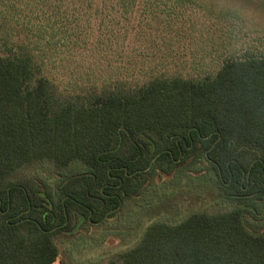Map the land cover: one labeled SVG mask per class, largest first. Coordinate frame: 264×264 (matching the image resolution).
<instances>
[{"label": "trees", "instance_id": "16d2710c", "mask_svg": "<svg viewBox=\"0 0 264 264\" xmlns=\"http://www.w3.org/2000/svg\"><path fill=\"white\" fill-rule=\"evenodd\" d=\"M106 1L67 0V44L84 47L96 20L97 46L108 47L106 28L120 21L112 12L127 19L129 5ZM39 24L23 18L26 36L40 35ZM25 43L0 54V264H67L57 262V237L182 173L210 182L231 207L154 221L106 264H264V51L244 49L199 79L75 88L51 79ZM41 164L57 175L53 185L19 176Z\"/></svg>", "mask_w": 264, "mask_h": 264}, {"label": "rangeland", "instance_id": "374dc122", "mask_svg": "<svg viewBox=\"0 0 264 264\" xmlns=\"http://www.w3.org/2000/svg\"><path fill=\"white\" fill-rule=\"evenodd\" d=\"M213 1L127 0V19L112 12L120 21L106 28L108 47L97 46L95 37L102 29L96 20L87 30L89 42L76 47L67 44L65 36L67 0H18L17 8L0 6V54L25 40V46L42 56L45 73L61 87L70 84L75 88H98L109 81L135 84L150 76L171 73L199 79L244 49L264 51V0ZM92 2L94 8L108 5L106 0ZM16 14L19 22H15ZM227 14H233V18H227ZM23 18L41 23L42 32L33 28L41 34L30 32L26 36ZM19 176H39L51 185L57 178L46 164L25 168ZM230 207L204 179L187 173L171 180L158 178L141 196L125 201L115 216L85 224L72 235L57 237V262L106 264L110 256L136 244L154 221L172 224L193 211L213 213Z\"/></svg>", "mask_w": 264, "mask_h": 264}]
</instances>
